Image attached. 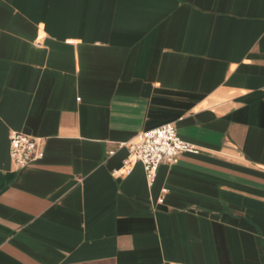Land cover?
Returning <instances> with one entry per match:
<instances>
[{
	"label": "crops",
	"instance_id": "obj_1",
	"mask_svg": "<svg viewBox=\"0 0 264 264\" xmlns=\"http://www.w3.org/2000/svg\"><path fill=\"white\" fill-rule=\"evenodd\" d=\"M0 264H264V0H0Z\"/></svg>",
	"mask_w": 264,
	"mask_h": 264
},
{
	"label": "built area",
	"instance_id": "obj_2",
	"mask_svg": "<svg viewBox=\"0 0 264 264\" xmlns=\"http://www.w3.org/2000/svg\"><path fill=\"white\" fill-rule=\"evenodd\" d=\"M9 155L14 167L19 170L35 161L44 147L42 138L32 137L20 132L9 133ZM127 150L123 161L124 171L129 173L130 163L139 162L143 166L146 181L151 186L156 171L161 164H173L181 153H197L198 149L183 141L172 124L140 133L135 140L120 144ZM113 152H109L112 155ZM165 192V190L163 191Z\"/></svg>",
	"mask_w": 264,
	"mask_h": 264
}]
</instances>
